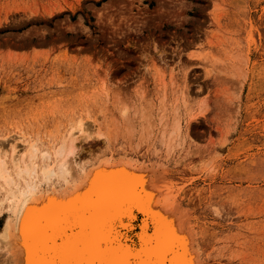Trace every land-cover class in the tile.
Wrapping results in <instances>:
<instances>
[{
    "label": "rangeland",
    "instance_id": "obj_1",
    "mask_svg": "<svg viewBox=\"0 0 264 264\" xmlns=\"http://www.w3.org/2000/svg\"><path fill=\"white\" fill-rule=\"evenodd\" d=\"M80 121L77 160L139 172L198 264H264V0H0L10 174L12 148L53 155ZM146 203L132 209L134 232L164 216Z\"/></svg>",
    "mask_w": 264,
    "mask_h": 264
},
{
    "label": "bare ground",
    "instance_id": "obj_2",
    "mask_svg": "<svg viewBox=\"0 0 264 264\" xmlns=\"http://www.w3.org/2000/svg\"><path fill=\"white\" fill-rule=\"evenodd\" d=\"M85 133L84 123L78 122L53 155L43 152L39 160L33 142L21 156L12 148L13 174L0 155V186L8 188L5 199L13 207V218L0 236V249L13 260L10 263L5 258L6 263L198 264L190 239L179 229L172 210L166 214L167 199L161 202L154 185L136 181L139 172L136 177L126 165L101 164L86 170L77 160L78 134ZM53 178L60 183L59 189L48 185ZM143 199L148 203L145 209L164 216H155L158 224L150 233L143 222L138 223L137 233L128 236L127 232L134 231L132 208ZM150 241L156 246L149 247Z\"/></svg>",
    "mask_w": 264,
    "mask_h": 264
},
{
    "label": "water",
    "instance_id": "obj_3",
    "mask_svg": "<svg viewBox=\"0 0 264 264\" xmlns=\"http://www.w3.org/2000/svg\"><path fill=\"white\" fill-rule=\"evenodd\" d=\"M140 202H142V200H141ZM140 202H139V203H140ZM139 203H138V204L135 203L134 206H137V207H138V206H139ZM134 206H133V207H134ZM132 209H133V208H132ZM155 219L157 220V218H155ZM157 221H158V220H157ZM157 224H158V222H157ZM122 232H124V230H122ZM137 232H138V231H137ZM137 232L131 231V232H127V234H128V236H132L133 234H135V233H137ZM148 233H149V232H148ZM127 234H126V235H127Z\"/></svg>",
    "mask_w": 264,
    "mask_h": 264
},
{
    "label": "snow or ice",
    "instance_id": "obj_4",
    "mask_svg": "<svg viewBox=\"0 0 264 264\" xmlns=\"http://www.w3.org/2000/svg\"><path fill=\"white\" fill-rule=\"evenodd\" d=\"M124 211H127V209L125 208V209H123ZM156 246V244H155V242L154 241H150L149 242V247H155Z\"/></svg>",
    "mask_w": 264,
    "mask_h": 264
}]
</instances>
